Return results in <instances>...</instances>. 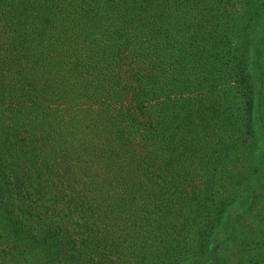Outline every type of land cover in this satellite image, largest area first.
<instances>
[{
	"label": "rangeland",
	"instance_id": "rangeland-1",
	"mask_svg": "<svg viewBox=\"0 0 264 264\" xmlns=\"http://www.w3.org/2000/svg\"><path fill=\"white\" fill-rule=\"evenodd\" d=\"M0 264H264V0H0Z\"/></svg>",
	"mask_w": 264,
	"mask_h": 264
},
{
	"label": "trees",
	"instance_id": "trees-1",
	"mask_svg": "<svg viewBox=\"0 0 264 264\" xmlns=\"http://www.w3.org/2000/svg\"><path fill=\"white\" fill-rule=\"evenodd\" d=\"M132 65H133V63H132ZM163 69H165V68H163ZM155 70H156V68H154L153 71H155ZM101 72H102V70H101ZM127 72H128V75L130 74L129 79L134 80V82L136 83L135 86L129 85L130 90H131L130 96H131V99L133 101H135V106H136V107L132 106L131 108L135 107L136 110H138L140 112V115L142 117H145V120H147V122H145L143 124L139 123L140 126L144 127V131L146 134H151V132H153L152 134H158L159 131L157 128H155V125H154L155 124L154 123L155 118L152 116L153 112L150 111L149 108H147V106L144 105L145 99H147V97H148V95H146L147 94L146 89L150 88V87L151 88L155 87L157 92H153V93L156 96L154 98L157 99L159 97L158 94H160V93L165 94V92L167 90L168 83L165 82L164 84H159L158 83V76L153 74L155 72L145 71V70L143 71V70H140L139 68L137 69V67H131L130 66L129 70H127ZM131 75L133 78H131ZM113 79H114V81H116V78H113ZM169 79L170 78H168V81H169ZM101 81L104 82L105 79H103ZM76 83H77V81H76ZM122 92L127 93V87L126 86H124V90H122ZM155 93H157V94H155ZM131 108L129 106V111ZM128 114H129L128 119L132 122V124H136V126H138L137 125L138 120H136V116L132 117V115L130 113H128ZM168 161L169 162L175 161V159L173 158V155L168 157ZM177 164H178V162H177ZM103 166L106 169L108 166H111V165L104 164ZM173 180L174 179H172V181ZM172 181L171 180L169 181V185L171 184ZM175 185H177V184H175ZM162 190H165V189H162ZM173 190L175 191L177 189L173 188ZM180 194L185 195V191L184 190L180 191ZM88 208H90V207H88ZM83 218L85 220V225L82 226L83 230H80V232H81V234H86L87 236H92V235H94V233H99V225L97 222L105 219V217L103 215L102 216H95L93 213H91V215H88L86 218L83 215ZM104 232H105V230H102L100 233H104ZM53 238H54V240L59 242L60 237H59L58 230L54 231ZM89 243H94V242L90 239Z\"/></svg>",
	"mask_w": 264,
	"mask_h": 264
}]
</instances>
